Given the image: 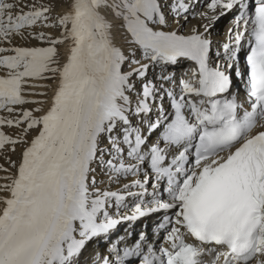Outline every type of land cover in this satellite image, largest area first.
<instances>
[{
	"label": "bare ground",
	"instance_id": "1",
	"mask_svg": "<svg viewBox=\"0 0 264 264\" xmlns=\"http://www.w3.org/2000/svg\"><path fill=\"white\" fill-rule=\"evenodd\" d=\"M20 1V5L24 8L23 10L28 11L32 7L30 4L32 0L30 2L29 0ZM95 1L64 0L61 11L57 14L54 12V14L51 12L44 13L45 10L44 12H41L42 10L39 11L37 14L43 16V18L54 15L63 20L62 22L65 24L62 29L63 32L59 36L53 37L55 33L53 34L52 31L48 32L47 30L46 38L42 37L45 45L40 44L41 42L33 41L36 39L40 41L39 31H36L37 34L32 32L33 30H28L18 33L14 32V34L10 33L9 35H3V31L0 32V39L2 38L0 47L4 43L7 44L6 47H2L3 50H0V56L3 57L2 62H0V86L8 89L10 87L7 83L13 82L17 91L16 96L0 93V110L6 108V111L0 114V134L5 136L3 142L0 140V146H5L7 149L5 150L8 151L7 155L5 154L8 157L7 167L0 165V178L4 179L0 182V264H12L14 256H9L11 249L16 246L15 240L20 237L21 231L30 219L29 207L24 202L20 204L19 201H25L35 192H42L45 183H49L50 186L33 239V245L39 240L40 246L32 258L31 264H59L60 262L63 264H90V260L93 264V255L102 253L106 247L105 243L117 242L118 245L115 247L118 251H122V249L130 248L132 243L130 234L138 235V231L145 232L146 230L147 235H149L154 222L157 221L158 217L165 216L167 209L170 207L169 202H163L162 207L164 210L161 213L141 216L136 219L137 224L135 222H116L120 217L131 216L130 206L132 202H136L138 210L143 211L147 207L145 200L148 198L150 191H147V189L142 192L133 190V194L129 196L125 203L127 209L121 213L107 208L104 209L103 211H108V217L98 219L102 224H94L100 228L95 229L94 235L86 244L72 252V245L76 243L77 239L90 237L91 234V232L86 233L85 228L80 230L81 224L86 223L88 216L94 219L93 213L97 215L102 209H98L97 204L102 202L104 197L98 201L95 200L96 198L88 200L91 197L88 193L93 188L88 186L90 180L87 182V177H91L92 181V179H97L100 176L98 170L94 167H91L90 172L87 168L90 163L95 166V161L99 160L101 162L106 157L108 158L106 148L110 145L115 147L118 144L117 142L112 143L110 136L106 135L105 132L107 130L116 132L115 127H117L118 131L122 130L123 136L127 140L129 138L127 131L131 129L133 123L134 129L137 127V131H142L145 128V124L142 126L138 120H144L145 123L152 114L148 110L144 112L143 110H137L140 101L144 99L147 87L144 86L139 93V84L136 83L128 90L131 82L124 75H121L120 67L126 64V58H130L126 57L128 55L126 52L128 50H134L135 52L137 48L139 51L147 46L153 48L157 43H162V39L148 40L151 36H148L147 33L152 32L151 28L153 26H149L148 23L145 25L146 21L144 18L138 19L135 14L125 15L123 14L124 12H121L122 15L103 14L98 6L101 0ZM145 1L147 2V8L159 14L154 0ZM163 3L162 6H165L170 4L171 1L165 0ZM12 4L13 1L11 2ZM49 5H52V3L47 1L43 4V6ZM90 6H94L96 11H92ZM76 12H80V15L74 18L73 16ZM116 12L118 11L116 10ZM236 12L237 10H229L227 17ZM33 16L28 13L26 18H32ZM165 21L158 23L160 25L166 24ZM222 21H219L216 26L213 25L211 28L213 32L210 31L202 36L208 44L221 41L219 37L216 35V37H213L214 35L211 34L220 32ZM210 24V20L199 23L195 21L191 31L198 33L195 29L201 27V32H204ZM35 28L38 29L39 27ZM46 29L44 28L45 31ZM180 29L181 24L175 20L170 34L179 36L181 35ZM44 30L40 34L44 33ZM162 30L164 32L163 35L169 34L166 29L162 28ZM50 34H53V38L50 37ZM60 41L63 43L61 44V51L56 53V49L54 50L51 44L55 45L54 42ZM9 48L15 50L14 59L9 58V55L7 56ZM141 55L143 54L141 53ZM70 56H73V59H70ZM58 59L62 60L58 63L59 65L56 63ZM16 61L20 65L30 62L29 67L27 69H22V66L17 67ZM151 62H149L150 66L147 69L149 71L148 79L156 71L157 62H153V64ZM142 66L144 65L139 67ZM55 69H57V78L54 83L50 84L47 81L51 79ZM107 69L111 72L109 77H106ZM171 69H176V66H171ZM137 81L143 80L137 78ZM162 84L164 85V80ZM160 89V85H158L156 90ZM127 91H131L130 95L127 94ZM129 96H133L131 101L128 100L131 98ZM112 105H115V108ZM15 106L18 108L12 109ZM21 106H24L27 110L26 115L23 113V115H20ZM131 106L133 108H130ZM119 110L127 115V120L130 121L128 125L121 121L118 114ZM133 112L135 122L130 118ZM162 112L164 111H154L153 113L161 116ZM46 115H49L51 119L44 122L43 119ZM21 122L26 123L23 126H19ZM102 124H107L105 132L101 131ZM158 125L160 124L150 123L149 127L152 129L153 134H155ZM101 132L104 134H100ZM104 142L106 144H102ZM89 146L95 148V153L100 152L99 156L101 157L91 160V156L88 157ZM102 150L106 152L103 154V152L101 153ZM127 150H130L127 159L123 157L126 161H117L114 164H117L118 167L122 164H127V167L135 168L138 174L143 172L145 167L135 162L136 158L132 155V148L130 147ZM11 154L16 156L15 163L10 156ZM58 156V164H60L55 165L51 174L47 175V167ZM8 166L14 171H10ZM63 166H66V168L63 169ZM93 171L95 173H91ZM138 174H136V178ZM120 178L121 176L117 179ZM139 180L135 181V177H133L131 182L138 184ZM24 183H27V185L23 186ZM71 192L75 194V197H80L83 203L79 208V216L66 227L61 216L64 207L70 202L67 195ZM140 192H147V195L138 194ZM99 206H103V203ZM104 206L110 207L109 202ZM13 210L17 211L18 215L15 219L9 220V215ZM145 211L147 213L153 212V210L149 209ZM40 236L42 237L40 238ZM25 261L26 257L21 264H24Z\"/></svg>",
	"mask_w": 264,
	"mask_h": 264
},
{
	"label": "rangeland",
	"instance_id": "2",
	"mask_svg": "<svg viewBox=\"0 0 264 264\" xmlns=\"http://www.w3.org/2000/svg\"><path fill=\"white\" fill-rule=\"evenodd\" d=\"M12 1H13V4L11 5V2ZM46 1L47 2H51L52 5L43 6L44 2H46ZM157 1H159V10H160V12H159V15H156V16L151 15V13H149V11H153V10L147 9L146 8V4L144 2L142 3V0H101L100 3H102V4L100 5V3H99L98 6H99V8H101L102 13L103 14L104 13L105 14L107 13V15H122L123 12H124L123 14L129 15V13H130L129 11L132 10L137 15V16L136 15L135 16L138 19L140 17L142 18V17L148 15V18L145 17V19L151 21L150 19H152V18L155 17L153 19V21H152L153 23L152 22L151 23L153 24L154 27H156L157 25L158 26L156 27L157 30L154 29V31L152 30L151 33L157 32L160 35H163V33H164L163 30H162V28L163 29H166L169 32H171V29L173 27V24H174V21L175 20H177V22H179L181 24V29H180L181 33L180 34H183V33H187L189 31H191V27H192V25H193V23L195 21L197 23H199V22L209 21L210 20L211 24L209 25V27H207V29L210 30L213 27V25L216 26V24L220 21V19H222L223 17H225V16H223V13H222V10H221V7L223 5V0H215V1L214 0H203L201 3H197L198 0H169V1H171V3L170 4H166L165 6H162L163 5L162 2H164V0H156V2ZM18 2H19V4H18ZM29 2H30V0H29ZM20 3H21L20 0H0V32L3 31L2 32L3 35H9L10 33L11 34L12 33L14 34V32L15 33H18V32H21V31H28V30L29 31L33 30L32 32H35L37 34L38 31L41 33V31H43L44 28L45 29L47 28L46 31L44 30V33L43 32H42V34L39 33V35H40V41H38V39H36V40H33L32 39L33 41H36L37 43H40L41 42L40 44H44L45 45L44 39H42V37L43 38H46L45 35L47 34V30H48V32L52 31L53 34L55 33V35L53 37H55L57 35L59 36L63 32L62 29L65 26V24H64V22H62L63 20H60L59 17H55L53 15L51 17L43 18V16H40L37 13L39 11H41V10H42L41 12H44V10H45L44 13H50L51 12L52 14H54V13L57 14V13H59L61 11V6L63 5L64 0H40V1L39 0H32V2H30V4L32 5V7H30V9L27 8L28 11L23 10L24 8H23V6L20 5ZM14 4H16V5H14ZM109 4H110V6H109ZM102 7L104 8L103 10H102ZM207 7H208V9H207ZM132 8H134V9H132ZM116 10L118 12H116ZM173 10H175V11H173ZM28 13H30V14H32L34 16L32 18H26V15ZM200 13H202V14H200ZM21 15H22V17H21ZM187 15H189V16L187 17ZM200 15H201V17H200ZM25 18L27 19V21H26ZM198 19H199V21H197ZM164 20H166L165 21L166 24L160 25V23H158V22L164 21ZM225 21L226 20L222 21V23H224ZM38 24L39 25L41 24L43 26V28H42L41 25L39 26ZM44 24H45V26H44ZM223 25L224 24H222V26ZM120 26H121V24H120ZM35 27H39L41 29H39V28L37 29ZM198 31H201V27L198 29ZM210 31L213 32V29H211ZM53 34H50L51 36L50 35L49 36L52 37ZM0 36H1V34H0ZM0 40L2 42V38ZM32 40H30V41H32ZM54 43H55V45L52 43L51 46L54 47V50L56 49L55 50L56 53L57 52H60L61 51L60 48L62 46L61 44H63V43L61 41L60 42H54ZM6 45L7 44L4 43V45L0 47V50H3V48L6 47ZM141 53L143 55H141ZM15 54L16 53H15V50L14 49L9 48V50H7V56L9 55V58L11 57V58L14 59L15 58ZM126 54H128V55H126V57L128 56L130 58H126L127 59V62H126L125 65H123L121 67V71L124 74V77L125 78H128L129 82H132L131 84L135 85L136 83H138V81L137 82L135 81L136 80V77L137 76L141 77L142 74L146 73V69H148V67L150 66L149 65V62L152 61L151 63L153 64L154 59L152 58L151 52H148V50H146V49L145 50H141L140 53H139V55L136 54L134 52V50H132V51L131 50H128L126 52ZM148 57H149V59H148ZM2 59H3V57L0 56V62H2L1 61ZM35 60H36V58H35ZM58 60H56V63L57 64L62 61L60 59H58ZM143 61H144V63H143L144 66H143V71H142L143 73H142L141 72V67H139V66H141V64H142ZM30 62H27L25 64L23 63L20 66H22V69H27L29 67V63ZM134 67H136V68H134ZM128 69H129V71H128ZM157 75H158V73L151 74V80L153 82H156L158 80L157 79V77H158ZM56 78H57V69H55V72L52 73L51 79L48 80L47 82H49L50 84H52V83H54V81L56 80ZM130 92L131 91H129V92L127 91V94L130 95ZM129 97H131V96H129ZM16 108H18V107L15 106L12 109H16ZM20 108H21L20 109V113H21L20 115H23V114L26 115L25 113H27L26 112L27 110L25 109V107L24 106H21ZM23 109H25V110L23 111ZM5 111H6V108L0 110V114L4 113ZM13 116H15V115H13ZM25 123L26 122H21L19 124V126H23V125H25ZM103 128H106L105 124L103 125ZM32 131H34V130H32ZM119 131L122 132V130H119ZM100 134H104V133L101 132ZM112 134L110 133V135H108V136H110V139H111L112 143L113 142L114 143L115 142H118L120 140L119 137H118V135H114L112 137ZM111 137L114 138V140ZM2 139H3V135H0V140L2 141ZM108 143H110V142H108ZM102 144H106V143L104 142ZM107 145H109V144H107ZM116 145H118V144H116ZM123 146H125L124 150L125 149L127 150L128 148H130V147H128V145L127 146L126 145H123ZM1 147L2 146H0V151H1V153H0V165H4L5 167H7V165H8L7 164L8 157L6 155H7V152L8 151H6L7 149L5 148V146H3L2 148ZM106 149H107V152H108V154H106V155L113 162H116V161H121L122 162L124 160V158L127 159V157H128V156H126V152L125 153L123 152V154L122 153L120 154V153H118L117 150H114L112 148V145H110ZM103 152L105 153L106 151H103ZM129 152H130V150L128 151V154H129ZM97 155H99V154H97ZM113 155H115V156H121L122 155V157H124V158L123 159H118V157L117 158H115V157L113 158ZM10 156L12 157L13 162L15 163L16 162V159H15L16 156H15V154H11ZM91 164H93V163H91ZM91 164H89L90 166H89L88 171L90 172L91 167H94L95 169L98 170V173H99V176H100L97 179L96 178L95 179H92V181H93L92 183L90 182V184H91L90 186H91V188H93V189H91V191H93L94 193L96 192L94 198L99 199L98 197L102 198V197H110L111 196L110 197L109 204H114L113 201H115V199L113 198V196H115L116 194H118L119 200H120L121 196L124 195V194H126L131 189V188H129V185H128L129 181L128 180L131 178L132 175L137 174V172L134 171V169H126L124 167V166H126V164H124L122 166L124 168L121 167L120 170L117 169V166L118 165L117 166L116 165L109 166L106 163H104L103 166H102V168H101L102 163H98V161L95 163V166H92ZM99 165H100V167H99ZM96 166H97V168H96ZM9 170L12 171V168H10ZM109 170H110V172H108ZM13 171H14V169H13ZM118 171H119V173H118ZM91 173H95V171H93ZM118 174H119V176H118ZM96 176H98V175H96ZM109 176H110V178L108 179ZM112 176H114L115 178L112 177ZM120 176H121V178L120 179H117ZM99 179L100 180L102 179V180L100 181ZM1 180H4V179L0 178V182H1ZM88 180L91 181V177H88ZM92 186H94V187H92ZM105 190H107L108 192H105ZM96 194H98V195H96ZM102 195H104V196H102ZM107 207L108 206H103L102 209H101V211L104 210V209H106ZM85 232H86V230H85ZM86 233H88V232H86Z\"/></svg>",
	"mask_w": 264,
	"mask_h": 264
}]
</instances>
